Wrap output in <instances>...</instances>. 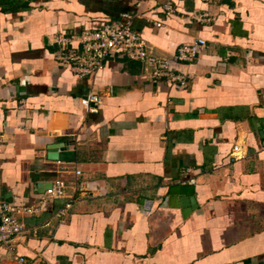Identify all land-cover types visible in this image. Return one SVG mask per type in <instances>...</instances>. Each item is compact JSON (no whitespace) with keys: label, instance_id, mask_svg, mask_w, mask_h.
Instances as JSON below:
<instances>
[{"label":"crops","instance_id":"crops-1","mask_svg":"<svg viewBox=\"0 0 264 264\" xmlns=\"http://www.w3.org/2000/svg\"><path fill=\"white\" fill-rule=\"evenodd\" d=\"M165 1L0 6V200L35 206L75 169L83 186L64 223L65 198L24 216L0 264H264V0H172L171 13ZM122 13L164 55L206 40L191 62H171L185 88L120 51L92 76L57 64L59 32ZM90 90L96 113L80 103ZM63 143L74 160L49 159ZM173 185L191 192L170 195Z\"/></svg>","mask_w":264,"mask_h":264},{"label":"built area","instance_id":"built-area-1","mask_svg":"<svg viewBox=\"0 0 264 264\" xmlns=\"http://www.w3.org/2000/svg\"><path fill=\"white\" fill-rule=\"evenodd\" d=\"M164 11L171 13L175 9L172 0L161 4ZM160 26V22L156 23ZM54 42L59 49L55 52L54 59L63 68L69 69L73 74L84 77L92 76L103 68L106 58L114 52H122L129 58L140 61L152 79H164L177 88L187 86V76L184 73L172 70V61L191 62L205 47L204 38H196L191 42L178 45L171 55H164L150 47L132 26V15L122 13L114 22H105L97 29L85 28L78 33L59 32ZM102 96L95 90L80 99L81 106L88 112H98ZM60 162V161H57ZM79 169L73 171V182H68L63 177L54 178L44 191L40 201L35 206H17L0 200V247L13 250V239L25 231L22 218L29 214L45 210L47 202L52 198H65L64 203L57 209L56 215L61 223L66 221L68 210L72 206L75 191L83 186L78 182ZM191 182L194 180L190 179ZM72 187L73 194H68L67 189ZM87 186L85 189H88ZM13 258L23 262L24 257L14 254Z\"/></svg>","mask_w":264,"mask_h":264},{"label":"water","instance_id":"water-1","mask_svg":"<svg viewBox=\"0 0 264 264\" xmlns=\"http://www.w3.org/2000/svg\"><path fill=\"white\" fill-rule=\"evenodd\" d=\"M48 158L51 160H74L75 154L74 151L69 149L66 144H52L48 146ZM49 186V184H48ZM180 191L189 194L191 192L190 185H173L169 188V194L175 195Z\"/></svg>","mask_w":264,"mask_h":264},{"label":"trees","instance_id":"trees-1","mask_svg":"<svg viewBox=\"0 0 264 264\" xmlns=\"http://www.w3.org/2000/svg\"><path fill=\"white\" fill-rule=\"evenodd\" d=\"M21 0H0V6L1 8L8 6L12 8H19L23 6H27L28 2L21 4Z\"/></svg>","mask_w":264,"mask_h":264}]
</instances>
